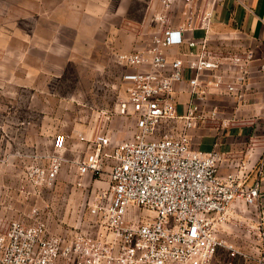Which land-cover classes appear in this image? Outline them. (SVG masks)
<instances>
[{
  "label": "built area",
  "instance_id": "2783aa9c",
  "mask_svg": "<svg viewBox=\"0 0 264 264\" xmlns=\"http://www.w3.org/2000/svg\"><path fill=\"white\" fill-rule=\"evenodd\" d=\"M178 1L160 0L148 20L153 27L148 43L117 55L127 68L121 76L126 95L114 113L133 119L132 137L112 145L108 132L79 135L88 150L67 159L66 139L57 134L52 150L34 154L24 167L18 193L27 202L53 189L66 164L79 177H99L108 167V189L97 190L82 205L89 218L81 216L70 232L56 234L40 216L51 204L31 207L26 220L11 217L0 233V264H214L220 251L227 256L222 264H233L243 256L219 236V226L235 200L257 204L260 183L246 187L234 174L220 177L221 154L194 149L191 131L206 119L229 124L216 108L204 111L200 105L210 89L241 98L255 55L212 44L213 9L221 0H181L183 21L174 26ZM194 31L203 35H187ZM170 47L180 50L171 57ZM186 74L190 101L179 114L174 84ZM263 169L260 163L259 176ZM142 209L151 215L142 218Z\"/></svg>",
  "mask_w": 264,
  "mask_h": 264
},
{
  "label": "crops",
  "instance_id": "0c3cea01",
  "mask_svg": "<svg viewBox=\"0 0 264 264\" xmlns=\"http://www.w3.org/2000/svg\"><path fill=\"white\" fill-rule=\"evenodd\" d=\"M0 3V158L7 161L0 164V233L6 230L11 217L26 220L33 206L42 208L45 203L51 204L55 213L64 197L74 193L72 185L77 190L82 188L84 198L77 217L72 213L68 218L65 214L70 223L76 217V226L81 216L89 218L87 213H81L85 201L97 190L108 189V167L99 177H79L75 168L66 164L55 187L43 190L40 198L27 202L18 193L24 180L22 164L31 161L25 157L49 152L54 138L49 135L51 108L44 104L46 92L36 89V84L46 81L51 70L45 67L51 66L49 61L53 57L83 56L93 50L126 52L143 47L144 37L137 33L148 32L146 22L160 8V0H0ZM174 11L173 25L177 26L183 21L181 0ZM196 33L201 34L195 36ZM187 35L198 38L203 32ZM211 38L213 45L222 44L233 51L251 49L255 60L241 98L210 89L200 107L204 111L216 108L219 118L227 119L229 124L220 126L218 120H204L191 131V145L199 151H219L220 177L234 174L246 187L259 181L257 204L235 200L225 222L219 226V236L243 254L236 256L233 264H259L264 259V169L258 174L259 164L264 163V70H261L264 0H221L215 4ZM179 50L170 47L166 52L172 57ZM187 78L188 74L182 82L174 84L179 114L190 101ZM42 98L44 103L37 104ZM133 132L120 141H114L110 135L111 144L131 138ZM62 135L66 139L63 154L67 159H78L87 152V144L78 137L68 146V137ZM65 175L67 183L58 186L59 177ZM52 194L55 196L50 197ZM74 206L69 209L75 210ZM259 211L263 213L260 225ZM226 257V253L218 252L214 264H222Z\"/></svg>",
  "mask_w": 264,
  "mask_h": 264
},
{
  "label": "rangeland",
  "instance_id": "374dc122",
  "mask_svg": "<svg viewBox=\"0 0 264 264\" xmlns=\"http://www.w3.org/2000/svg\"><path fill=\"white\" fill-rule=\"evenodd\" d=\"M0 8L2 9L1 3ZM146 24L149 26L148 32L137 33L144 37L145 45L148 43L153 29L149 25V21ZM200 34L196 33L195 36ZM130 50L128 49L126 52L101 50L98 53L93 50L88 55H83L84 57L78 54V56L71 55L67 58L53 57L50 59L51 66L45 67L46 70L48 68L51 70L50 74L46 75V81L37 82L36 89H44L47 96L45 103L42 98L37 101V104L44 103L51 108V112L48 113L51 139L57 134H65L69 140L68 146H70L72 139L75 140V136L77 138L79 135L86 136L97 131H104L108 132L114 141H120L135 131L134 121L131 117H121L114 113L117 101L126 95L121 76L127 71V68L118 64L117 55L134 51ZM25 158L34 160L33 155ZM22 165L24 170L27 162ZM65 177L66 175L63 178L59 177L58 186L67 183ZM71 187L74 193L64 197L55 213L52 211L53 209L40 212L41 218L45 220L48 228L52 231L67 230L70 232L74 228L78 207L84 198L82 188L77 190L75 185ZM53 196L55 194L50 197ZM72 205H75V210L69 209ZM72 213L76 217L70 223L65 214L70 218ZM150 215L151 213L142 209V218Z\"/></svg>",
  "mask_w": 264,
  "mask_h": 264
}]
</instances>
